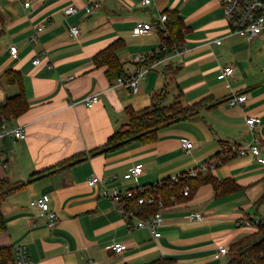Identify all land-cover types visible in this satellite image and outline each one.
Here are the masks:
<instances>
[{"label": "crops", "instance_id": "1", "mask_svg": "<svg viewBox=\"0 0 264 264\" xmlns=\"http://www.w3.org/2000/svg\"><path fill=\"white\" fill-rule=\"evenodd\" d=\"M89 4H94L92 15L84 9ZM69 6L80 11L67 16ZM167 11L182 17L183 43L163 59H152L162 45L159 30L138 35L134 28L141 21L155 24ZM40 26L43 31L32 40ZM74 27L80 35H72ZM117 41L124 43L117 53L125 75L121 80L137 79L136 93L120 80L111 82L106 67L95 64V56ZM136 56L147 61L134 62ZM227 66L234 73L222 77ZM8 70L21 73L28 109L5 122L10 129L24 128V139L0 135V180L23 184L2 205L6 230L0 233V248L14 251L25 245L30 264H149L158 259L230 264V253H237L231 245L257 232L259 225L247 222L264 217V164L253 156L219 161L230 145L253 139L246 123L250 117L258 120L255 134L264 147V33L252 41L233 34L218 0H155L151 5L143 0H0V104L19 90L6 81ZM92 94L99 101L90 108L84 100ZM242 94L247 95L243 104H229ZM154 97L163 105H202L161 129L152 143L136 140L91 154L126 128L131 111L151 107ZM186 140L193 143L190 150ZM204 164L215 165L207 173L232 179L240 189L217 193L205 184L191 198L162 207L160 237L123 218L102 196V187L88 184L92 176L115 177L110 188L132 190ZM137 165L143 166L142 174L127 177ZM41 198L58 217L54 226L31 205ZM194 212H201L203 220H191ZM115 243L127 249L115 252Z\"/></svg>", "mask_w": 264, "mask_h": 264}, {"label": "trees", "instance_id": "2", "mask_svg": "<svg viewBox=\"0 0 264 264\" xmlns=\"http://www.w3.org/2000/svg\"><path fill=\"white\" fill-rule=\"evenodd\" d=\"M164 14H167L168 19L165 23V31L159 30L162 45L160 51L152 59H163L173 52L175 47L179 48L183 43L182 31L185 29V26L182 17L175 11H167ZM123 46L124 43L121 41L114 42L95 56L96 66L106 67V75L111 82L122 79L125 76L123 66L117 55ZM4 77L9 84L17 85L19 90L18 94L0 104V128L5 122L18 118L28 109L21 73L15 70H8L4 74ZM160 97H154L155 100L152 106L141 112L134 113L131 111L129 113L130 121L126 128L116 132L108 139V142L104 146L91 151V154L99 155L114 151L136 140L145 144L152 143L156 141L158 132L161 129L172 125L176 121L192 116L202 105V103H198L193 106L184 107L180 102L163 105ZM183 175L184 177L177 185H174L171 179H167L161 183L150 185V188L143 193L137 188V194L127 202V207L134 211L137 217L142 220H148L160 212V201H163L164 206H166L172 204L173 201L178 202L184 198H191L205 184H211L217 193H231L240 189V186L234 180H219L211 172L205 176L201 174L195 177ZM31 178L33 180L34 176L32 175ZM22 185L13 184L6 178L0 180V233L6 230L2 205ZM187 186L191 188V191L188 196H184L182 191ZM147 196L154 197L155 203L151 205H139V199ZM262 200H264V197ZM231 250L237 252L238 255L230 261V264H264V217L260 220L257 232L233 243ZM13 260L14 251L12 248H0V264H8ZM149 264H175V261L158 259Z\"/></svg>", "mask_w": 264, "mask_h": 264}, {"label": "built area", "instance_id": "3", "mask_svg": "<svg viewBox=\"0 0 264 264\" xmlns=\"http://www.w3.org/2000/svg\"><path fill=\"white\" fill-rule=\"evenodd\" d=\"M155 0H143L146 5H151ZM219 4L222 7L223 13L228 20L231 31L233 34L240 35L247 39L248 41H252L258 38L262 33H264V0H218ZM30 2H25V7H30ZM85 12L87 14H94V4H89L85 6ZM80 11V9L76 6L67 7L64 12L67 16L75 15ZM168 17L167 14H162L160 20L155 24L141 21L138 22L134 28V32L138 35L148 34L154 30H164L165 31V23ZM43 31V26H40L36 29L34 35L32 36V40H37L39 38V34ZM72 35L78 36L80 35V30L77 27L72 29ZM167 36V35H166ZM218 44L221 43L219 40ZM12 54H17V48H11ZM134 62L144 63L147 61L146 56H136L133 58ZM34 63L36 65L40 64V59H35ZM234 73V68L232 66H227L224 68L222 77L231 76ZM142 75V73L140 74ZM122 84L128 85V87L136 93L138 91V80L135 78L129 80H121ZM247 100V95L242 94L234 97L229 101L230 105L243 104ZM99 101V96L97 94H92L85 98L84 102L88 105V107H93L96 102ZM250 131L254 134L253 139L245 144H233L230 145L227 149L224 150L222 155L220 156V161H225L228 159L236 158V157H247L253 156L256 157L257 160L264 164V147L261 144L258 136L255 134L256 127L258 125V120L255 117H250L246 121ZM0 135H10L15 139H24L26 137V133L24 128H8V126L4 123L0 128ZM184 147L190 150L193 147V143L189 140L184 141ZM215 165L204 164L199 166L197 169L192 170L186 173L187 177H195L199 174L207 173L211 168ZM143 172V166L137 165L135 168L129 172L127 177H138ZM184 177L183 174L176 176L171 179L174 185L179 184L180 180ZM115 177L110 178H100L98 176H92L88 180V184L92 187L100 186L102 187V196L109 198L112 200L117 208L120 215L127 220H136L138 228H147L149 229L155 237H160V227L164 223V218L162 214L159 212L152 218L148 220H142L137 217L134 211L130 210L127 207V202L135 197L137 194V188L132 190H120L118 188H110V182H113ZM162 182V181H161ZM159 182V183H161ZM157 184V183H156ZM150 186H141L138 187V190L143 193L145 190L149 189ZM191 191L189 186L185 187L182 191L184 196H188ZM154 197H142L139 199V205L142 204H154ZM32 206L37 207L42 212V215H46L50 220V225L54 226L56 221L58 220L57 215L50 210L49 203L46 199H39L35 202L31 203ZM160 208L164 207L163 201L159 202ZM204 216L201 212H194L190 214V219L195 221L203 220ZM260 221L256 222H247V225H259ZM112 249L115 252H123L127 249V246L122 243H115L112 246ZM228 252L226 247H222L220 249V253L225 255ZM8 264H30V257L28 253V249L25 245H19L14 250V260ZM88 264H98L95 260H90Z\"/></svg>", "mask_w": 264, "mask_h": 264}, {"label": "rangeland", "instance_id": "4", "mask_svg": "<svg viewBox=\"0 0 264 264\" xmlns=\"http://www.w3.org/2000/svg\"><path fill=\"white\" fill-rule=\"evenodd\" d=\"M195 169H197V168H194L193 170H195ZM260 211H261V213H264V204L260 206ZM237 255H238L237 253H230V258L232 259V258L236 257Z\"/></svg>", "mask_w": 264, "mask_h": 264}]
</instances>
